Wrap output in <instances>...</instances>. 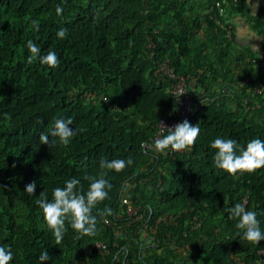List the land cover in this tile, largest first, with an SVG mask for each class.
<instances>
[{
	"label": "trees",
	"instance_id": "1",
	"mask_svg": "<svg viewBox=\"0 0 264 264\" xmlns=\"http://www.w3.org/2000/svg\"><path fill=\"white\" fill-rule=\"evenodd\" d=\"M215 1L0 0V245L11 248V264H264V240L243 239L226 212L242 203L264 231V167L231 175L214 166L210 147L217 137L241 147L264 140V93H253L264 55L231 51L228 16L250 17L247 0H225L222 13ZM250 26L264 48V16ZM29 40L41 56L54 51L59 66L29 64ZM165 60L196 79L201 102L177 118L200 134L187 150L160 153L151 139L158 120L179 112L174 79L155 73ZM69 117L77 134L65 146L50 133ZM41 133L56 143L41 144ZM128 158L124 171L108 172L96 234L80 237L66 221L57 244L36 203L41 192L51 200L72 178L87 192L84 177L98 176L101 160ZM45 249L51 259L41 262Z\"/></svg>",
	"mask_w": 264,
	"mask_h": 264
},
{
	"label": "clouds",
	"instance_id": "2",
	"mask_svg": "<svg viewBox=\"0 0 264 264\" xmlns=\"http://www.w3.org/2000/svg\"><path fill=\"white\" fill-rule=\"evenodd\" d=\"M57 14L60 15L63 9L57 6ZM68 30L61 28L57 32V37L64 39L67 37ZM27 48L31 55L27 57L29 64L39 59L41 64L50 68L59 66V58L54 51H49L46 55H40V49L33 41L27 42ZM73 124L71 117L67 119L58 118L55 120L51 131V136L58 137L59 142L67 146L71 139L77 134V131L69 125ZM166 127V126H165ZM168 133L162 138L155 139L153 147L156 152H164L167 149L172 151H182L191 148L200 134L199 124L192 125L185 119L173 127H166ZM41 144H55L56 141L49 140V134L41 133L39 137ZM210 147L215 149L213 163L216 168L222 169L231 175L238 172L252 173L264 167V140L254 138L250 140L246 147L238 145L236 140L217 137ZM133 164L131 158L101 160V171L98 176H86L89 187L87 192L82 191L81 181L72 178L65 182L63 187H57L52 191V199L49 200L44 192H41L40 198L36 203L43 210L44 219L51 230L57 244H59L67 232L66 221H69L71 228L75 230L80 237L94 236L97 231V216L93 215L94 207L109 198V191L112 184L106 179L109 171L117 173L124 171ZM36 182H30L25 187V192L30 196L35 195ZM229 219L236 220L235 227L242 234V238L252 244H259L264 240V231L260 228V222L257 219V212L247 210L245 205L237 203L233 207L226 209ZM111 208H107L101 215H111ZM51 259L48 251L45 249L40 253L39 261L45 262ZM13 252L10 247L0 245V264H11Z\"/></svg>",
	"mask_w": 264,
	"mask_h": 264
},
{
	"label": "built area",
	"instance_id": "3",
	"mask_svg": "<svg viewBox=\"0 0 264 264\" xmlns=\"http://www.w3.org/2000/svg\"><path fill=\"white\" fill-rule=\"evenodd\" d=\"M225 0H216L214 6L218 7L219 13H222V2ZM233 2H237L238 0H230ZM211 6V9L214 8ZM216 23L222 28H231V23L229 20H225V23L221 22L219 19H216ZM228 35L230 33L228 32ZM261 63L264 66V57L261 59ZM164 73L174 79V83L170 90L173 95L174 100L178 103L179 112H168L166 115L162 116L158 120L157 128L154 133L153 140L162 138L164 134L168 132L166 127H173L174 125L180 123L179 118H183L188 114H192L198 107L201 99L196 97L193 94V90L196 87V79H194L189 74H177L174 69L169 65V63L165 60L162 61L155 73ZM246 82V79L244 80ZM254 94H263L264 93V77L261 79L257 85L254 86ZM179 115V118H177ZM166 126V127H165ZM144 146H150L148 143H144ZM97 247L106 248L105 244L102 242L97 243Z\"/></svg>",
	"mask_w": 264,
	"mask_h": 264
},
{
	"label": "crops",
	"instance_id": "4",
	"mask_svg": "<svg viewBox=\"0 0 264 264\" xmlns=\"http://www.w3.org/2000/svg\"><path fill=\"white\" fill-rule=\"evenodd\" d=\"M248 10L250 17H245L243 15H229L228 18L233 24V39H232V54L238 52H251L257 57H262L264 55V48L262 43V36L257 35L250 26V21L252 16L261 14L264 16V0H247ZM236 54V55H238ZM243 55V54H239ZM262 59V58H261ZM260 59V60H261ZM234 67L239 71L241 67L239 63L235 64ZM144 146V143H143Z\"/></svg>",
	"mask_w": 264,
	"mask_h": 264
}]
</instances>
